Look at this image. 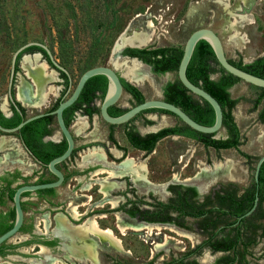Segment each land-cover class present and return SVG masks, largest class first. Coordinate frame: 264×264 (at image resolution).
Masks as SVG:
<instances>
[{"label": "rangeland", "instance_id": "obj_1", "mask_svg": "<svg viewBox=\"0 0 264 264\" xmlns=\"http://www.w3.org/2000/svg\"><path fill=\"white\" fill-rule=\"evenodd\" d=\"M228 1L230 3L229 9L225 5L217 3L216 0H6V10L4 11L6 17L4 20L1 17L3 11H0V96L6 93L10 82L13 54L22 45L28 42L44 44L50 51L52 50L51 53L54 59L61 65L58 58L60 51L55 29V23L57 22L66 24L67 37L71 38L75 49L74 57L66 60V67L61 65L67 70L71 79L65 98L71 94L83 72L97 66L91 61H84L81 56L83 53L86 55L92 38H103L104 45L101 46L100 63L108 64L109 62L110 66L114 67L112 64V48L114 50L120 36L128 28L130 29L128 31L129 35L146 34L151 36V42L144 48L150 46L183 48L186 39L194 30L209 28L220 38L228 59L235 62L250 63L264 54V0ZM253 1L254 4L249 7V4ZM240 7L244 11H241ZM232 13H245L253 19V23L244 22L236 27L237 32L239 31L237 36H234V31L231 28ZM99 16L113 19L114 24L101 30L100 24L95 19ZM125 48L127 46L119 51H123ZM22 56L18 63L15 86L20 85L19 83L24 80L28 81L24 76L27 59L40 64L45 63L40 62L37 56L30 55L23 58ZM127 62L128 65L134 63ZM138 68V75L144 79L143 82L140 85L131 82L129 84L136 86L144 95L145 100L163 99V87L166 83L177 79L176 72L159 75L152 73L151 69L145 65L140 66L138 64ZM114 69L126 81L129 80L128 75L133 73L129 66ZM48 72L55 75V79L49 87L53 86L58 89L57 96L49 99L47 107L34 110V114L49 110L60 96L61 90L64 89L59 75L53 70H48ZM218 77L219 73L212 75V78L217 79ZM230 93L232 98L239 99L232 114L241 134L246 139L240 150L254 157L249 162L235 149L220 151L213 148L205 149L194 140L178 136L166 137L160 140L156 144L155 150L145 158L127 144L123 135L124 124L113 128L116 142L126 149V155L146 166V178L149 183L143 181L132 183V190L135 192L133 196L137 200L142 198L151 203L157 201L167 202L172 196L168 191V187L175 184L194 186L197 189L199 200H202L204 196L222 186H226L230 181L235 182L239 189L249 187L253 183L255 165L259 157L264 154V123H261L258 119L262 107L260 105L256 110H252V102L257 98L260 91L257 87L241 81L230 90ZM117 104L127 109L135 105L126 92L123 93ZM25 108L27 114L31 115V109ZM4 112L7 113L5 110ZM146 120L153 123L147 124ZM179 122L173 116L148 113L139 117L131 126L141 135H145L162 128L173 127ZM70 125L73 128L77 144L88 140H98L97 144L99 145H95L94 148H102L107 154L105 160L91 156L84 158L83 163L81 158L75 155L74 161L78 164V167L74 164V168L83 169L87 165H99L100 168L115 173L117 167L111 164V161H113L111 149L117 148L107 139L110 125L105 123L99 115H95L89 121L83 116H77ZM53 127L56 129L54 140H60L61 136L58 133L56 122H54ZM88 133L89 135L86 136ZM219 137H221V134L216 136V138ZM4 138L7 143L2 154H6L8 159L0 165V172L17 169L24 176L31 177L33 170L41 171L38 167H34L33 162L24 150L21 148L19 150L18 143L13 140V136H4ZM79 152L84 156L86 149ZM216 165L218 169H214ZM205 168L206 171H202ZM207 168L210 170L208 171ZM174 174H178L177 179L173 178ZM106 176L103 174L99 177ZM187 178H189L188 181L185 180ZM110 181L115 180L110 179ZM120 186L122 190H125L122 184ZM62 189L59 188L58 192H61ZM31 196L23 198V201L30 202L29 198ZM116 200L112 198V201ZM97 201H99V204L102 202L100 198ZM61 204L57 203L48 208L42 205L33 207L31 204H27L25 206V216L29 222L35 225L51 209H53L51 214L59 212L58 209ZM120 204L118 203V205ZM11 206L12 203L9 202L7 207L11 208ZM110 208L111 205L105 206L108 211H111ZM99 215L106 216L104 219L99 220L100 226L112 229L123 244L121 251L105 245L99 246L104 264H140L145 262L151 264L168 262L183 264V254L200 244L205 238L198 231L196 223L191 219L187 220V226L191 232L166 225L160 226L158 231H152L153 233L150 236H147L146 231H125L124 235H120L112 227L113 222L116 221L113 214L107 212ZM123 221L122 224L127 223L125 219ZM48 234H50L49 238H54L52 230L48 231ZM37 236L35 235V237ZM166 237H168L167 240ZM18 238L23 240L20 234H17L10 241L18 242ZM263 248L264 243L259 247L255 245L250 247L248 249L249 254L246 256L247 262L249 264H264V257H258V252ZM126 249L130 251L129 254L125 253ZM219 255L210 254L208 249L205 248L201 250L200 255H197L196 258L200 262L211 264ZM47 256L65 261L63 258L64 251L61 248L56 249L54 252L44 250L40 258L33 261L35 264H48ZM152 257L154 258L151 259ZM12 258L6 261L16 264V261L19 260V257L13 256ZM257 260L261 261L258 263ZM21 261L23 263V260Z\"/></svg>", "mask_w": 264, "mask_h": 264}, {"label": "trees", "instance_id": "obj_2", "mask_svg": "<svg viewBox=\"0 0 264 264\" xmlns=\"http://www.w3.org/2000/svg\"><path fill=\"white\" fill-rule=\"evenodd\" d=\"M5 4L6 0H0V11H3L1 12L3 20L6 17V13H4L6 10ZM95 19L100 24L101 30L104 27H111L114 24L113 19H108L104 16H99ZM55 29L57 44L60 51V56H58V58L61 65L66 67V60L74 57L75 49L71 38L67 37L66 24L57 22L55 23ZM103 45V38H92L88 51L85 53L86 55H84V53L81 55L84 61H91L97 66L106 65L100 63L99 60L102 54L101 46ZM33 52L42 53L47 61H49L44 50L32 46L18 55L16 65H18L23 54ZM182 53L183 48L173 46H150L143 49L127 47L122 51L123 56L139 59L151 67L152 73L159 75L177 72ZM228 60L237 68L264 79V55L257 57L250 63H243L241 61L235 62L231 59ZM51 67L53 66L51 65ZM59 73L60 77L65 81L66 88H68V77L63 72L59 71ZM215 73H219L217 80L211 79V76ZM186 75L193 84L208 92L220 104L223 113V132L221 133V137L216 138L215 134H202L196 132L183 124L173 114L160 109H150L139 113L132 120L124 124L125 129H127L128 125L133 121L148 113L173 116L180 122L173 127L162 128L157 132L149 133L145 136H141L137 131L125 130L128 141L134 147H139L138 145L141 141L142 143L145 142L143 149L147 153H150L155 148L156 143L161 139L167 136H181L200 143L205 149L213 148L216 151L235 149L248 162L251 161L254 157L240 150V147L245 143L246 139L241 134L232 114L239 99L232 98L229 92V90L237 83L241 82V80L226 73L220 67L211 46L205 40L197 42L187 66ZM121 83L124 90L131 95L135 105L145 101L144 95L138 88L129 84L123 78H121ZM107 87L108 80L105 76L98 75L90 78L82 89L79 98L74 103L75 108L73 106L72 108L69 107L64 110L63 119L66 126L68 127L73 120L72 111L77 109L82 110L83 115H87L88 117L98 114L99 108L92 106L91 103L97 97L102 101ZM257 89L260 93L252 102V110H256L257 107L261 105L262 108L259 112L258 119L261 123H264V89ZM162 95L166 102L179 107L195 122L204 126H212L214 124L215 114L212 107L206 101L193 97L182 86L178 79L166 83L163 87ZM61 101L62 99H58L51 107V110H55ZM127 110V108L120 107L116 104L108 108V113L111 117H117ZM67 114L68 116H66ZM1 118L7 128L16 127L24 119V109H21V114L15 113L14 117L11 119H7L2 115ZM54 118V115H46L31 121L24 125L18 133L19 137H21L29 148L33 145L42 147L43 150H41L40 154L36 155L44 164H47L53 158L61 155L67 146L65 140L60 143L43 142V138L52 133ZM145 122L147 124L153 123L149 120ZM114 127V125H110L111 131L109 140L113 144H116V140L112 134ZM168 190L173 194V197L166 203L156 202L155 204H150L155 210L153 212L147 210V216L144 220L148 223H170L179 228L188 230L189 228L185 225V218L191 217L194 219L198 231L205 236V239L193 250L186 252L182 256V261H185L184 264H199L195 259H190V257L198 255L203 248H208L211 253H224V255L217 258L214 264H246L245 256L254 241V226L252 223L254 213L247 217H243L238 223L237 219L251 209L256 192L259 197L258 209L264 201V162L259 170L258 184L253 181V183L241 193L239 187L232 182L210 192L202 201L197 199V191L194 187L172 185L168 187ZM13 194L14 190H11L9 195L10 199ZM27 194L28 193L24 194V196ZM225 207L228 209L227 211L224 210ZM171 213H175V216H172ZM135 215V213H132V216ZM226 219H230L231 221L225 226ZM13 220L14 210H12L10 214H0V235L12 227ZM226 227L230 228L227 233H225Z\"/></svg>", "mask_w": 264, "mask_h": 264}, {"label": "flooded vegetation", "instance_id": "obj_3", "mask_svg": "<svg viewBox=\"0 0 264 264\" xmlns=\"http://www.w3.org/2000/svg\"><path fill=\"white\" fill-rule=\"evenodd\" d=\"M253 4H254V1L249 4V7H251ZM34 53L35 52L28 53V54L33 55ZM36 53H40V52H36ZM42 56H43L42 58L46 59L43 54H42ZM18 67H19V64L15 65V71H14L12 84H11V94L13 96V101H11L7 98V94L9 92V85L7 87L6 93L0 96V103H1V105H0V126L2 128H5V129H11V128H7L4 125V122L1 118V115L7 119H11L14 117L15 113L21 114V109H24V119H25L31 115H34V113H33L34 110H40V109L33 108L31 106H28V105H24V103L18 99V96H17L18 92L17 91H19V88L22 84V82L19 83L20 85H17V86H15V84H14ZM48 69L51 70L49 67H48ZM58 75L60 77V73ZM24 76L28 80V81H26V80H24V81L28 84H32V80L27 76L26 72L24 73ZM60 79H61L62 84L64 85V89L61 90L60 96L55 100V103L58 101V99H62V101L64 100L65 95H66V91L69 88V85H68V88H66L64 79L61 77H60ZM129 82H131V81H129ZM52 83H53L52 81L49 83L48 89L50 88L49 86ZM131 83H133V82H131ZM69 84H70V81H69ZM57 92H58V89H57ZM14 95H16V98ZM56 96L57 95L52 94L49 97V99L51 97H56ZM130 97H131V95H130ZM6 99L8 100V103L4 102V100H6ZM131 99H132V97H131ZM48 102H49V100H48ZM48 102L45 105V107H47ZM100 102H101V100L97 97L93 100L91 105L96 107V108H99ZM21 104H23V106H21ZM73 106H74V104L71 105L70 107L72 108ZM25 107H28L31 109L30 110L31 115L27 114V109ZM74 108H75V106H74ZM4 110L7 111V113H5ZM52 111H54V110H51V108H50L49 110H47L45 112H41V113H45L46 115H52V114H50ZM72 114H73V120L77 116H83L84 118H86L87 121H89L90 118H93L95 115H99V113H98V114H94L92 117H88L87 115H83V111L80 109L72 111ZM66 116H68V114ZM73 120L71 121V123L73 122ZM54 122H56L55 118H54ZM131 124L128 125L127 129H124V131H123L124 138H125L127 144L129 145V147H131V149H133L136 152L141 153L146 158V156L149 155L150 153H152L155 150V148L150 153H147L143 149L145 142L142 143V141L139 142V145H138L139 147H134L128 141V139L125 135V130L137 131L134 127L131 126ZM53 125H54V123L52 124V128H53L52 133L48 136H45L43 138V142L60 143L63 140H65L63 135L60 133L59 129H58V133L60 134L61 138H60V140H54V138H53V137H55L54 131L56 129L53 127ZM56 125H57V123H56ZM70 126L71 125H69L68 128H69V131H70V133L73 137V140H74V148L72 150L71 155L65 161H63L62 163L57 165V169L63 175L62 184L58 188L41 189V190L33 191V192H26V193H28L26 196H24V194H26V193H23L21 195L20 203H21V208H22L23 213H24V217H23V223L21 225V228L17 232V234H20V236L23 240H20V238H18V242H11L10 240L17 235V234H15L13 237H11L10 239H8L7 241L3 242L0 245V262H1L0 264L10 263L6 260L13 259L12 258L13 256L19 257V260L16 261V264H35L33 260L40 258V256L44 252V250H49L50 252H54L58 248H61L64 251L63 258L66 262L61 261V260L54 258V257H50V256L48 257L47 256L46 260H47L48 264H54L55 261L59 262L60 264H63V263L64 264H93V263L94 264H104V261L101 257L100 250H99L100 245H105V246L111 247L113 249H116L118 251H121V248L123 249V244H122L121 240L115 235L114 231L110 228H103L102 229V227L99 224V220L104 219L106 217L105 215H99V214H104L107 212H110V214H113V217H115L116 221H115V223L113 222L112 227H113V229L118 231L120 233V235H124L125 231H131V232L146 231L147 236H150L153 233L152 231H154V230L158 231L160 229V226H166V225L173 226L179 230H183L186 232H191L190 228L187 226V220L188 219H191L192 221H194V219L191 217L185 218V222H186L185 225L189 228L188 230L179 228V227L175 226L174 224H170V223H148L147 221L144 220V218L147 216V210L152 211V212L155 210L154 207L150 205V204H155V203L148 202L147 200H143L142 198H139V200H137V198H135L133 196V194L135 192L132 190V183H135L136 181H143L147 184L149 183L148 179L146 178V176H147L146 166L143 163L137 164V160H135L131 157H128V155H126V149L124 147L119 146L117 144V142H116V144H113L109 140V134H110L111 130H109V132H108L107 139L109 140V142H111L117 148V149H111V151L113 153L112 154L113 161H111V164L116 165L117 171L115 173L113 172V175H109V174H112V171L107 170V169H102L99 167V165H87L83 169H79V168L75 169L73 166L74 164L76 167H78V164L74 161L75 155L80 157L81 162L83 163L84 158L91 157V156H96L102 160H105L107 158L106 157L107 154H106L105 150L102 148H94L95 145H99V144H97L98 140H94V141L88 140L84 143L77 144L75 134L73 133V128ZM18 133H19V131L16 133H13V134H6L0 130V147H1L0 148V150H1L0 151V165L3 164L8 159V156L6 154L5 155L2 154V152L5 149L6 143H7L4 136L5 137L13 136V138H14L13 140L18 143L17 146H18L19 150H21V149L24 150V152L28 155V157L33 162L34 167H38V169H41V171L33 170L31 177L24 176L17 169L5 170L3 172H0V214H2V215L3 214H10L12 212V210H14L13 224L15 222V209H14V204H13V196L11 199L9 198L10 191L14 190V193H15L16 189L23 186V185H41V184H46V183H52V182L57 180V178L49 171L48 166H47L51 160L47 164H44L40 160V158L36 155V154H40L41 150H43L42 147H40V146L37 147L36 145L35 146L33 145L32 147L29 148L23 142L21 137H19ZM150 133H154V132H150ZM112 134H113V137L115 138L113 132H112ZM147 134H149V133H147ZM147 134H145V135H147ZM87 135H89V133L86 134V136ZM145 135H141V136H145ZM167 137H171V136H167ZM178 137H181V136H178ZM65 142H66V140H65ZM66 144H67V142H66ZM90 147H91V149H89ZM66 148H67V146H66ZM84 149H86V153H84V156H83L79 151L84 150ZM108 156H109V158H111L110 155H108ZM70 167L72 168L71 170H70ZM131 168L133 169L132 171L130 170ZM214 169H218L217 165L214 167ZM209 170L210 169H208V171ZM202 171H206V168L202 169ZM103 174H105L107 176L106 177H99L100 175H103ZM173 178L177 179L178 174H174ZM110 179H114L115 181L112 182V181H110ZM185 180L188 181L189 178H187ZM230 182H232V181H230ZM230 182H228V183H230ZM254 182H255V180H254ZM232 183H235V182H232ZM121 184L124 186L123 189H125V190L121 189V186H120ZM256 184H258V182ZM175 185H181L183 187H194V186L182 185V184H175ZM59 188H63L61 192H58ZM105 188H107V189H105ZM127 189H129V190L127 191ZM244 189H240L241 190L240 193ZM196 191H197V189H196ZM30 195H32L29 198L30 202H24L23 198L29 197ZM171 197H173V194ZM99 198L102 200V202L100 204H99V201H97ZM112 198H115L117 200L112 201ZM69 199L71 201H68ZM197 199L198 200L200 199L198 192H197ZM202 200H199V201H202ZM258 201H259V197H258ZM9 202L12 203L11 208L7 207V204ZM157 202H161V201H157ZM57 203H62L60 205V208L58 209L59 212H57L56 214H51V211H53V209H51V211H48V214H44L43 218L39 219L38 223L35 225L32 222H29L25 216V206L27 204H31L33 207H36L37 205H42L43 207L48 208L50 206L52 207V206L56 205ZM118 203H121V204L118 205ZM163 203H166V202H163ZM106 205H111V208H110L111 211H108L107 209H105ZM257 206H258V204H257ZM257 206H256L255 210L252 212V213H254L253 217H252V223L254 226L253 227L254 228L253 229L254 241H253V244L251 245V247L254 245L259 247V246H262L264 243V201L262 202L261 207L259 209L257 208ZM75 210H76V212H75ZM224 210L227 211L228 209L225 207ZM132 213H135L136 215L132 216ZM171 214H172V216H175V213H171ZM245 214L237 219V223L243 217H247V216H245ZM123 219H125L127 223L122 224L121 222H124ZM230 221H231L230 219L229 220L226 219L225 220V222H226L225 226H226V224H229ZM95 226H97V227H95ZM93 227H95L97 229L93 230ZM74 228H75V230H74ZM50 230L53 231L54 238H49L50 234H48V231H50ZM73 230H74V232H73ZM229 230H230V228L226 227L225 233H227ZM75 231H76V233H75ZM100 231H101V233H100ZM103 232H110V233L112 232L111 234L113 235L114 238H116L120 242V245L117 244L116 241H114V238L112 239L111 236L109 237L107 234H105ZM35 235L36 236L38 235V236L35 237ZM178 235H181V234H178ZM99 237H102V238H99ZM165 239L167 240L168 237H166ZM60 241H63V242H60ZM77 242L78 243L80 242V243L78 244ZM202 242H203V240H202ZM196 246H194L193 249ZM77 247H79V248H77ZM193 249H191V250H193ZM203 249H205V248H203ZM206 249H208V248H206ZM208 251L210 252V254H213V255L220 254L218 257L224 255L223 252L211 253V251L209 249H208ZM129 252L130 251L128 249L125 250V253L129 254ZM247 252L248 253L246 254V256L249 254V250ZM198 255H200V253ZM196 256L197 255H193L190 257V259H195L199 264H205V262H200L196 258ZM246 256H245V262H246V264H249V262H247V260H246ZM75 257H76V260H75ZM258 257H261V258L264 257V248L258 252ZM153 258L154 257H152L151 259H153ZM217 258L211 264H214L215 261L217 260ZM258 259H260V258H258ZM21 260H23V263H21L22 262ZM260 261L261 260H257L258 263ZM184 262L185 261H183V264H184ZM174 263L175 262H168L167 264H174ZM140 264H150V262H145V263H140ZM164 264H166V263H164Z\"/></svg>", "mask_w": 264, "mask_h": 264}, {"label": "water", "instance_id": "obj_4", "mask_svg": "<svg viewBox=\"0 0 264 264\" xmlns=\"http://www.w3.org/2000/svg\"><path fill=\"white\" fill-rule=\"evenodd\" d=\"M200 40H205L211 46L218 64L226 73L240 79L242 82L246 84H250L257 88L264 89V79L263 78L247 73L237 68L236 66H234L233 64L229 62L225 54L223 44L220 38L214 31H212L209 28L196 29L188 36L183 46V53H182V57L179 62L176 74H177V79L179 80V82L193 97L206 101L212 107L214 114H215V121L212 126H204V125H201L195 122L179 107L166 102L164 99L145 100L144 102L140 104H136L133 107L129 108L122 115L117 116V117H111L108 113V108L116 105L118 101L121 99L123 93L125 92L123 85L121 83V78H123V76L119 75L117 71L113 67L110 66L109 62L106 65L95 66V67L87 69L85 72H83V74L78 79L77 84L75 88L73 89V91L71 92V94L68 97H66L63 101H61L58 107L50 113L52 115H55L57 127L67 142L66 150L60 156L53 158L47 165L49 171L57 178V180L52 183H46V184H41V185H23L16 189L13 195V204H14V209H15V222L11 229H9L8 231H6L0 236V245L3 242L10 239L11 237H13L15 234H17V232L21 228V225L23 223L24 213L21 208L20 201H21V195L23 193L38 191L41 189L58 188L62 184L63 175L57 169V165L65 161L71 155L72 150L74 148V140L69 131V128L66 126L63 120V112L64 110H66L67 108H69L71 105L75 103L83 87L85 86L86 82L90 78L94 76L102 75V76H105L108 80V87H107L106 93L99 105V116L108 125H114V126L123 125L129 122L130 120H132L135 116H137L139 113L143 111L150 110V109H160V110H164V111H167L173 114L183 124H185L186 126H188L189 128H191L192 130L196 132H199L202 134H212V135L215 134V137L218 134H221L223 132V128H222L223 113H222V108L220 104L208 92L203 90L201 87L193 84L187 78V75H186V69L192 57V53L194 51V48L197 42ZM32 46H36L44 50L49 62L46 59L42 58L43 56L41 53H34L31 56H37L40 62H45L47 66L51 70H53L55 73L59 74V71L63 72L66 76H68L69 81L71 82V79L69 77L67 70L64 67H62L58 62H56V60L53 57V54L44 44L39 43V42H28L22 45L21 47H19L13 54V58L11 62V76H10V82H9V92L7 94V98L11 101H13V96L11 94V84H12V79H13V75L15 71L17 57L25 49L32 47ZM128 48L143 49L144 47L142 48L141 47H128ZM112 51H113V48H112ZM112 51H111V54L113 53ZM263 55L264 54L260 56H263ZM25 56H30V55L28 53H25L22 56V58ZM117 57L119 59L123 58L126 60H133L139 63L140 66L145 65L151 69L149 65L143 63L142 61H140L139 59L135 57L132 58L129 56H123L122 50L119 51V53H117ZM50 64L53 67H51ZM14 96L16 98V95ZM4 102L8 103V100L6 99L4 100ZM21 106H23V104H21ZM45 115H46L45 113H36L34 115H31L25 118L20 124H18L14 128L5 129L0 126V130L6 134H13V133L18 132L27 123L33 120L39 119ZM263 162H264V154L259 157L255 165L254 180L256 183L258 182L259 170ZM257 204H258V195L256 193L253 206L245 214V216L250 215L255 210Z\"/></svg>", "mask_w": 264, "mask_h": 264}, {"label": "bare ground", "instance_id": "obj_5", "mask_svg": "<svg viewBox=\"0 0 264 264\" xmlns=\"http://www.w3.org/2000/svg\"><path fill=\"white\" fill-rule=\"evenodd\" d=\"M245 1V0H244ZM217 3L219 4H223L226 6L227 9L230 8V3L228 0H216ZM244 4V3H243ZM241 8V7H240ZM242 9V8H241ZM241 11H244L243 9ZM244 14V15H243ZM243 14H234L233 15V22L231 24V28L234 31V36L239 35L237 32V28L238 25H240L241 23H253V19L250 18L249 15H246L245 13ZM130 29L128 28L119 38V40L117 41L115 48L113 50V54H112V64L114 65L113 68H123L124 66H129L132 70L133 73L128 75L129 81L133 82L136 85H140L143 82V78L141 76L138 75V64L137 62L133 61V60H127L130 63L134 62L130 65H128V62L126 60L121 61L120 59H118L117 57V52L127 46V47H145L147 46L150 42H151V36L150 35H146V34H135V35H129L128 31ZM240 38V37H239ZM38 59V57H37ZM25 70H26V74L27 76L32 80V84H28L25 81H22V84L19 88V91L17 96L18 99L24 103V105H28L31 106L33 108H37V109H42L45 107V105L47 104L49 97L52 94L57 95V91L56 88L51 86L48 89V85L51 81H53L55 79V75L54 73L48 72V66L46 63H36V62H32L30 59H27V63L25 66ZM131 72V71H130ZM136 73V74H135ZM127 79V78H126ZM128 80V79H127ZM6 106V105H5ZM1 148V147H0ZM1 151V150H0ZM96 151V150H95ZM127 161V160H126ZM138 164V162H137ZM130 167V166H129ZM120 168V167H119ZM139 168V167H138ZM121 169V168H120ZM129 169V168H128ZM140 169V168H139ZM122 170V169H121ZM131 171L133 170L132 168L130 169ZM135 170V169H134ZM109 172V171H108ZM102 173V172H101ZM129 174V173H128ZM109 175H113L109 174ZM140 175V174H139ZM118 176V175H117ZM134 176V175H133ZM142 177V176H141ZM109 178V177H108ZM103 187V186H102ZM108 188V187H107ZM105 188V189H107ZM102 189V188H101ZM104 189V190H105ZM107 191V190H106ZM106 193V192H105ZM106 195V194H105ZM113 205V204H112ZM76 212V210H75ZM77 214V213H76ZM55 219V218H54ZM64 222V221H63ZM94 222V221H93ZM60 223V222H59ZM65 223V222H64ZM51 224V223H50ZM47 226V225H46ZM64 226V225H63ZM93 226V225H92ZM58 227V226H57ZM56 227V228H57ZM97 227V226H95ZM93 227V230L97 229ZM140 228V227H139ZM143 228V227H142ZM50 229V228H49ZM103 229V228H102ZM59 230V229H58ZM75 230V228H74ZM73 230V232H74ZM125 230V229H124ZM153 230V229H152ZM160 230V229H159ZM77 231V230H76ZM75 231V233H76ZM91 231V230H90ZM71 232V231H70ZM82 232V231H81ZM101 233V231H100ZM105 234H107L109 237L111 236L112 239L114 238L113 235L110 232H103ZM84 234V233H83ZM89 236V235H88ZM91 237V236H90ZM102 238V237H99ZM84 239V238H83ZM87 239V238H86ZM107 239V238H106ZM105 239V240H106ZM74 240V239H73ZM108 240V239H107ZM114 241H116L117 244L120 245V242L114 238ZM75 243V242H74ZM78 243V242H77ZM80 243V242H79ZM78 243V244H79ZM88 244V243H87ZM92 244V243H91ZM122 246V245H121ZM76 247V246H75ZM89 247V246H88ZM79 248V247H77ZM82 249V248H81ZM83 250V249H82ZM81 250V251H82ZM122 250V248H121ZM94 253V252H93ZM70 259V258H69ZM90 259V258H89ZM76 260V257H75ZM6 264H11V263H6ZM54 264H60L59 262L55 261ZM64 264V263H63ZM94 264V263H93Z\"/></svg>", "mask_w": 264, "mask_h": 264}, {"label": "crops", "instance_id": "obj_6", "mask_svg": "<svg viewBox=\"0 0 264 264\" xmlns=\"http://www.w3.org/2000/svg\"><path fill=\"white\" fill-rule=\"evenodd\" d=\"M211 79H213V80H217L218 78H217V79H215V78H212V76H211ZM232 88H233V87H232ZM232 88H231V89H232ZM231 89H230V90H231ZM230 90H229V92H230ZM230 94H231V93H230Z\"/></svg>", "mask_w": 264, "mask_h": 264}]
</instances>
